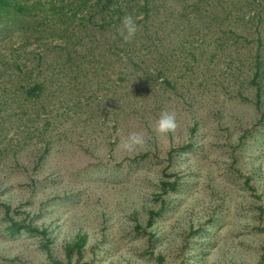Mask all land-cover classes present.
Returning <instances> with one entry per match:
<instances>
[{
    "label": "rangeland",
    "instance_id": "1",
    "mask_svg": "<svg viewBox=\"0 0 264 264\" xmlns=\"http://www.w3.org/2000/svg\"><path fill=\"white\" fill-rule=\"evenodd\" d=\"M17 1L29 15L0 19V264H264V0H150L135 74L119 31Z\"/></svg>",
    "mask_w": 264,
    "mask_h": 264
},
{
    "label": "trees",
    "instance_id": "2",
    "mask_svg": "<svg viewBox=\"0 0 264 264\" xmlns=\"http://www.w3.org/2000/svg\"><path fill=\"white\" fill-rule=\"evenodd\" d=\"M257 2L260 3V0H257ZM35 7H39V12L44 16L43 23H101L99 25L100 30L111 28L114 34L116 31L121 32L123 28L122 21L126 15H132L138 29L141 26V33L145 34V26L141 23H156L158 10L153 3H150V0H38ZM30 11V8L17 0H0V19L9 16L29 15ZM138 32L136 33L137 37H139ZM147 33L155 34L150 29ZM137 37L131 39L128 46L122 43L124 46L129 47L130 53L126 60L129 61L128 65H131L135 70L134 74L141 69L134 61L136 57L133 52L139 53L145 50L152 53L156 48L153 44L148 46L141 44L140 39ZM111 46L115 55L116 50L124 52V50L118 49L120 45L117 42H113ZM259 67L262 68V65L260 62L258 64L256 60L255 75L258 73ZM164 84L171 86L168 79H165ZM28 95L39 100L41 98L40 85L32 88ZM0 206L4 208L6 214L9 213V207ZM17 229L19 227H16ZM54 264L61 263L56 262Z\"/></svg>",
    "mask_w": 264,
    "mask_h": 264
},
{
    "label": "clouds",
    "instance_id": "3",
    "mask_svg": "<svg viewBox=\"0 0 264 264\" xmlns=\"http://www.w3.org/2000/svg\"><path fill=\"white\" fill-rule=\"evenodd\" d=\"M122 24L123 28L121 29L120 35L125 41H130L135 37L138 26L132 15H126L123 18ZM176 128V114L168 112L162 113L160 119L157 121V131L161 134H166L168 132L174 131ZM143 143L144 140L141 133H132L128 138V142L125 144V147L131 150L134 145H140Z\"/></svg>",
    "mask_w": 264,
    "mask_h": 264
}]
</instances>
